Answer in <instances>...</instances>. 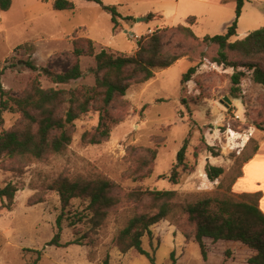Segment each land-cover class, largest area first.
<instances>
[{
  "label": "rangeland",
  "instance_id": "1",
  "mask_svg": "<svg viewBox=\"0 0 264 264\" xmlns=\"http://www.w3.org/2000/svg\"><path fill=\"white\" fill-rule=\"evenodd\" d=\"M12 1L9 11L0 8V71H4L0 81L13 97L27 94L38 75L44 89L81 91L95 86L93 57L80 58L83 77L68 85H55L42 73L25 66L32 61L41 69L66 72L74 62V41L79 38L93 40L96 53L106 50L134 55L140 41L162 30V56L185 57L166 70L157 69L150 82L133 85L125 97L113 101L109 114L119 124L112 126L111 137L103 144L90 145L83 140L86 134L92 136L99 125L102 103L97 101L89 113L68 127L72 143L65 152L31 163L0 159V189L9 183L20 188L11 211L3 207L0 199V264H104L106 259L110 264H151L136 251L122 254L118 247L119 233L131 218L157 212L149 199H129L128 194L135 191H175L176 204L188 205L203 198L239 195L234 192V181L244 172L238 187L261 192L260 207L264 211V131L259 129H264V87L245 67L254 64L264 70V54L248 57L228 51V60L236 64L231 68L214 63L219 47L202 41L206 36L227 32L236 20V0L226 2L219 23L200 21L193 28L198 40L177 29L185 25L183 22L171 27L158 19L140 23L123 20L114 29L112 15L101 5L86 0H69L76 5L74 12L54 11L55 0ZM263 27L264 0H248L237 36L230 41L243 40ZM22 45L25 48L17 49ZM191 67H197V72L182 86V77ZM238 71H243L245 77L241 91L233 94L232 76ZM66 107H61L59 117L64 116ZM4 120L3 128L9 131L20 124L21 117L5 113ZM186 140L189 170L182 171L180 167L182 175L179 184L174 185L170 176ZM149 149L157 151L155 162L149 161ZM256 150L258 160L245 167V160ZM207 165L222 167L223 176L209 181ZM98 176L116 185L113 195L120 203L108 211L97 230L88 223L71 227L66 216L61 246H50L57 231L56 220L62 213L60 196L53 189L55 182ZM87 205L83 199L73 200L67 212L81 213ZM194 229L187 214L178 207L153 228V239L144 240V249L155 255L156 264H173V254L175 264H249L256 254L242 243L206 239L208 260L204 261ZM78 239L81 246L71 245Z\"/></svg>",
  "mask_w": 264,
  "mask_h": 264
},
{
  "label": "trees",
  "instance_id": "2",
  "mask_svg": "<svg viewBox=\"0 0 264 264\" xmlns=\"http://www.w3.org/2000/svg\"><path fill=\"white\" fill-rule=\"evenodd\" d=\"M101 5L103 10L112 15L114 29L120 25V21H134V17H123L116 6H106L102 0H86ZM248 0H236V20L227 28L224 35L206 36L204 43L215 44L219 47L214 63L235 68L236 64L228 60V51L240 52L248 57L264 54V27L250 33L245 39L231 42L237 36L239 19ZM12 0H0L2 11H9ZM54 11L76 10V5L69 0H55L52 5ZM147 22L156 19V15L149 14ZM196 25L195 18H189L188 26L179 25L177 28L186 36L198 40L193 30ZM164 34L158 30L153 35L146 37L138 43V50L134 55H117L106 50L95 52L94 41L89 38H79L74 41L72 66L66 72H58L48 68H39L32 61H27L25 66L33 72L42 73L55 85H68L83 77L80 58L84 55L93 57L96 67L92 69L96 77V84L92 87H83L79 90L44 89L38 75L31 85V89L23 97H13L4 89L0 81V159H19L28 163L42 161L47 155L61 154L72 143V136L68 127L81 116L90 112L95 102L100 101V122L92 136L86 134L83 137L90 145H101L111 137L113 125L119 121L109 114V107L117 97H125L133 85H142L155 78L157 69L166 70L177 64L185 56H162L164 48ZM83 44V45H82ZM86 46V47H82ZM25 48V45L17 49ZM253 71V78L257 84L264 87V70L254 64L246 65ZM197 72V67H191L182 77V86L189 83ZM4 71H0V77ZM245 77L243 71H238L232 76V93L241 91V80ZM63 105H67L63 117L58 112ZM19 114L21 122L13 130H5L4 114ZM264 131L262 127L259 129ZM189 140H186L177 154V165L173 168L170 181L177 185L181 178V171H188L186 154ZM212 150V149H211ZM149 161L155 162L157 151L149 149ZM257 154L245 160L249 163ZM214 157L219 154L212 153ZM192 172V171H191ZM224 174L222 167L207 165L206 175L209 181L215 182ZM243 176L239 174L235 183ZM116 185L109 179L98 176L92 179L70 180L62 178L55 182V189L62 203V213L56 220V234L50 242V246L60 247L65 217L70 221V226L76 228L80 224H90L92 230L99 229L105 222L108 211L117 206L120 200L113 195ZM20 188L12 183L0 189V199L3 207L11 211ZM175 191H135L128 194V198L137 202L149 199L157 210L154 214H140L131 218L127 226L120 231L118 247L122 254L136 251L139 255L149 259L151 264H156L155 255L144 249V240L153 239V228L167 220L180 207L188 216L190 224L194 225V239L200 247L202 258L208 260L206 239L213 242H238L247 246L256 254L249 259V264H264V212L260 207L262 193H244L231 195L225 198H203L196 203L177 205ZM83 199L88 204L87 210L81 213L71 214L67 212L71 202ZM4 200L8 201L5 204ZM78 239L71 245L81 246ZM39 259H37L38 261ZM175 264L174 254L172 255ZM36 264V263H34ZM104 264H110L109 259Z\"/></svg>",
  "mask_w": 264,
  "mask_h": 264
},
{
  "label": "crops",
  "instance_id": "3",
  "mask_svg": "<svg viewBox=\"0 0 264 264\" xmlns=\"http://www.w3.org/2000/svg\"><path fill=\"white\" fill-rule=\"evenodd\" d=\"M102 1L103 4L106 6H116L118 8L119 13L123 17L146 18L149 14H154L156 15V19L160 20L162 24L166 26L170 25L171 27H176L177 25L176 23L179 22H183L185 24L184 26H188L189 18H195L196 25L193 26V28H195L200 24V21L202 22L207 21L215 24L219 23L221 16L224 12V9L226 8L225 4L227 1L230 0H102ZM169 22L170 24H168ZM258 155L259 154H257L249 163H247L245 167H247L251 162H256L258 160ZM243 180H244V172H243V176L235 184L234 192L236 194L257 193V192H252L249 189H245L244 187L242 188L238 187L240 182H242Z\"/></svg>",
  "mask_w": 264,
  "mask_h": 264
},
{
  "label": "water",
  "instance_id": "4",
  "mask_svg": "<svg viewBox=\"0 0 264 264\" xmlns=\"http://www.w3.org/2000/svg\"><path fill=\"white\" fill-rule=\"evenodd\" d=\"M147 19L145 17H142V18H138L137 19V22L140 23V22H146Z\"/></svg>",
  "mask_w": 264,
  "mask_h": 264
}]
</instances>
